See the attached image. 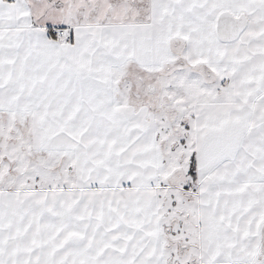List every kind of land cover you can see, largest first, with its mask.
Here are the masks:
<instances>
[{"label":"snow or ice","instance_id":"obj_1","mask_svg":"<svg viewBox=\"0 0 264 264\" xmlns=\"http://www.w3.org/2000/svg\"><path fill=\"white\" fill-rule=\"evenodd\" d=\"M0 264H264V0H0Z\"/></svg>","mask_w":264,"mask_h":264}]
</instances>
